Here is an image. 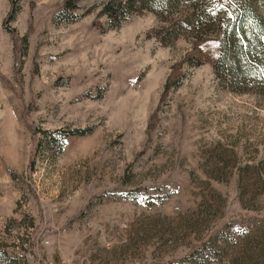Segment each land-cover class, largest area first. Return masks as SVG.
<instances>
[{"label": "rangeland", "instance_id": "obj_1", "mask_svg": "<svg viewBox=\"0 0 264 264\" xmlns=\"http://www.w3.org/2000/svg\"><path fill=\"white\" fill-rule=\"evenodd\" d=\"M63 1L21 0L12 34L0 0V264H264V70L232 90L185 60L211 15L264 0L118 25Z\"/></svg>", "mask_w": 264, "mask_h": 264}, {"label": "trees", "instance_id": "obj_2", "mask_svg": "<svg viewBox=\"0 0 264 264\" xmlns=\"http://www.w3.org/2000/svg\"><path fill=\"white\" fill-rule=\"evenodd\" d=\"M20 1L8 0L10 7L2 23L4 30L12 34L15 29L11 27L10 22L16 17ZM78 1L64 0L63 7L74 9L77 7ZM173 1L107 0L102 6L101 13L108 18V23L118 25L128 17V14L138 13L145 8L166 9L171 6ZM235 8H233V12L226 8L223 17L217 14L211 15L210 24H220L219 22H221L223 25L221 27L218 25L213 34H196L192 46L185 56L186 61L194 62L196 65L203 62L210 63L216 76L222 81H226V79L230 81L232 87L233 83L260 80L264 70V16L256 14L246 2H242L239 6L235 5ZM180 66L181 64L174 65L172 72L168 75L164 84L166 91L179 82V78H181ZM231 89L235 90L234 87ZM62 134V131H57V135L53 134L58 152L63 148L64 136Z\"/></svg>", "mask_w": 264, "mask_h": 264}]
</instances>
